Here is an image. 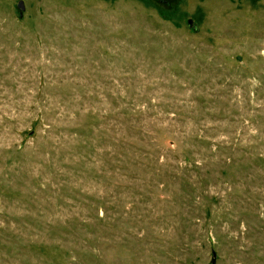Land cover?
I'll return each mask as SVG.
<instances>
[{"label": "rangeland", "instance_id": "374dc122", "mask_svg": "<svg viewBox=\"0 0 264 264\" xmlns=\"http://www.w3.org/2000/svg\"><path fill=\"white\" fill-rule=\"evenodd\" d=\"M0 264H264V0H0Z\"/></svg>", "mask_w": 264, "mask_h": 264}]
</instances>
